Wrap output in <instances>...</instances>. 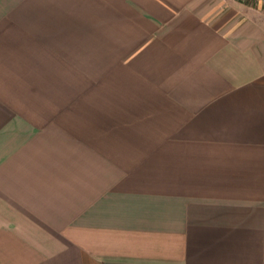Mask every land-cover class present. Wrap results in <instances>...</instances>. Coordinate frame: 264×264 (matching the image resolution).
Wrapping results in <instances>:
<instances>
[{"label": "crops", "instance_id": "0c3cea01", "mask_svg": "<svg viewBox=\"0 0 264 264\" xmlns=\"http://www.w3.org/2000/svg\"><path fill=\"white\" fill-rule=\"evenodd\" d=\"M0 264H264V10L0 0Z\"/></svg>", "mask_w": 264, "mask_h": 264}, {"label": "built area", "instance_id": "2783aa9c", "mask_svg": "<svg viewBox=\"0 0 264 264\" xmlns=\"http://www.w3.org/2000/svg\"><path fill=\"white\" fill-rule=\"evenodd\" d=\"M245 4L264 10V0H241Z\"/></svg>", "mask_w": 264, "mask_h": 264}]
</instances>
